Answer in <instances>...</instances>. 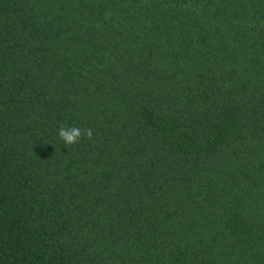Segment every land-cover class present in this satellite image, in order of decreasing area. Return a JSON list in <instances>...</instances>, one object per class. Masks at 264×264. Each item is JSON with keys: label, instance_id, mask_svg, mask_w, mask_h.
Returning a JSON list of instances; mask_svg holds the SVG:
<instances>
[{"label": "trees", "instance_id": "obj_1", "mask_svg": "<svg viewBox=\"0 0 264 264\" xmlns=\"http://www.w3.org/2000/svg\"><path fill=\"white\" fill-rule=\"evenodd\" d=\"M0 264H264V0H0Z\"/></svg>", "mask_w": 264, "mask_h": 264}, {"label": "clouds", "instance_id": "obj_2", "mask_svg": "<svg viewBox=\"0 0 264 264\" xmlns=\"http://www.w3.org/2000/svg\"><path fill=\"white\" fill-rule=\"evenodd\" d=\"M58 137L63 141L64 146L75 144L81 138V129L78 127H59L57 129ZM86 135L92 136L91 129L86 131Z\"/></svg>", "mask_w": 264, "mask_h": 264}]
</instances>
